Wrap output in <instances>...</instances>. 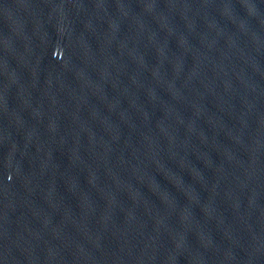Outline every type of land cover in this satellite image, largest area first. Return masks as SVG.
Here are the masks:
<instances>
[{
	"label": "water",
	"instance_id": "obj_1",
	"mask_svg": "<svg viewBox=\"0 0 264 264\" xmlns=\"http://www.w3.org/2000/svg\"><path fill=\"white\" fill-rule=\"evenodd\" d=\"M0 264H264V0H0Z\"/></svg>",
	"mask_w": 264,
	"mask_h": 264
}]
</instances>
